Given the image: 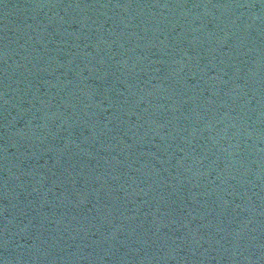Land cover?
Here are the masks:
<instances>
[{"label": "water", "instance_id": "obj_1", "mask_svg": "<svg viewBox=\"0 0 264 264\" xmlns=\"http://www.w3.org/2000/svg\"><path fill=\"white\" fill-rule=\"evenodd\" d=\"M0 264H264V0H0Z\"/></svg>", "mask_w": 264, "mask_h": 264}]
</instances>
